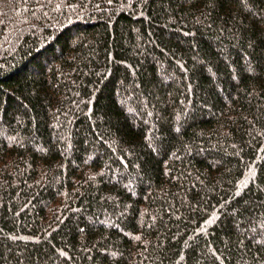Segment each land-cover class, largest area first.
Returning a JSON list of instances; mask_svg holds the SVG:
<instances>
[{"label": "trees", "instance_id": "16d2710c", "mask_svg": "<svg viewBox=\"0 0 264 264\" xmlns=\"http://www.w3.org/2000/svg\"><path fill=\"white\" fill-rule=\"evenodd\" d=\"M0 264H264V0H0Z\"/></svg>", "mask_w": 264, "mask_h": 264}]
</instances>
